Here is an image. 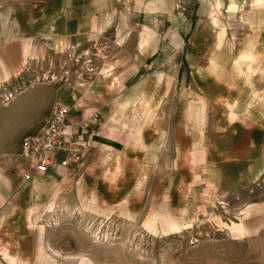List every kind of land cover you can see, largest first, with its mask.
<instances>
[{
	"label": "crops",
	"instance_id": "1",
	"mask_svg": "<svg viewBox=\"0 0 264 264\" xmlns=\"http://www.w3.org/2000/svg\"><path fill=\"white\" fill-rule=\"evenodd\" d=\"M157 1L0 0V96L1 92L15 93L20 84L27 86L30 80L26 74L33 69L34 62L40 60L44 63L61 56L64 61L60 66H63L65 54L92 51L93 48L98 50V46L101 50L112 48L117 54L136 52L141 55L139 51L144 49L155 51V46H150L151 43L142 38L139 41V37L146 22L153 30L155 16L162 10L152 7L153 10H148L147 7L159 5ZM220 1L224 0H217L218 5L222 3ZM234 1L247 5L251 0ZM254 1V5L259 4ZM210 18L213 20L218 16ZM213 30L218 49L212 47L211 53L216 51L220 55L224 40L219 38L225 39L226 31L216 27ZM179 34L180 30H176L177 37ZM130 38L135 39L131 44L128 42ZM132 60L137 64L135 72H129L135 68L134 63L123 79L110 82V73L101 78L97 75L88 90L82 89L83 83L74 86L77 95L74 98L67 90L59 93L49 82L30 81L34 90H38V85L51 90L43 98L45 104L39 121L45 114L47 116L56 101L71 106L68 132L76 139L84 140L93 150L91 159L95 160L96 169L103 154H107L106 164H113L115 169L113 174L105 173L104 165L94 173L66 174V169H61L58 173L31 174L29 178L0 171V264H18V261L29 264L35 254H39L37 245L42 242L39 225L34 224L38 223L34 214L41 211L35 207L37 193L50 195L45 204L49 210L44 214L119 213V208L125 205L117 206L115 202H123L129 197L130 182L157 181L161 189L153 194L160 198L158 212L188 213L196 211L197 207H208L209 201L218 202L241 191L252 176L256 177V150L262 131L258 122L264 110V97L261 102L259 98L255 99L251 105L246 104L247 101L241 110V105L236 106V102L231 101L228 103L232 109L230 113L225 104L226 92L222 89L210 93L209 85L207 94L201 95L194 86L193 74L192 83L186 85L185 77L184 86L177 93L171 87L166 89L165 78L161 80L160 74L155 78L161 83L156 85L149 80L153 72L145 75L144 61L135 57L128 65ZM94 62L96 68L106 65ZM177 67V74L182 73V62H178ZM50 72L49 68L47 73ZM185 76H188L187 72ZM145 80L153 90L148 97L138 91ZM28 89L25 87L19 91L7 110L13 111V116L29 98ZM182 89L190 91V95L182 94ZM227 95L232 94L228 92ZM27 125L22 127L23 131ZM20 161L21 171L28 170V164ZM131 173L136 176H130ZM55 192L61 193L58 206L53 204L49 208L48 204L55 203L52 200ZM180 200L185 206L179 210ZM125 211L123 208L122 212ZM172 221L165 220V223L170 227ZM58 225L60 222L52 217L44 220L43 239L46 236L50 239L51 231Z\"/></svg>",
	"mask_w": 264,
	"mask_h": 264
},
{
	"label": "rangeland",
	"instance_id": "2",
	"mask_svg": "<svg viewBox=\"0 0 264 264\" xmlns=\"http://www.w3.org/2000/svg\"><path fill=\"white\" fill-rule=\"evenodd\" d=\"M257 1V5L253 4L254 0L245 5L246 11L254 13L255 20L259 22L248 27L240 21V12L230 8L231 0L220 1L222 3L219 5L217 0H159V5L147 7L148 10H162L155 16L152 27L154 32L149 22H146L139 37V41L142 38L148 40L150 46H155V51L144 49L139 51L141 55L136 52L117 54L112 48L101 50L98 46V50H88L85 56L82 52L65 54L67 64L64 63L63 66H60L64 61L61 56L44 63L42 60L34 62L33 69L30 68L26 75L30 81L49 82L59 93L67 90L74 98L77 95L73 87L83 83L82 89L88 90L93 77L97 75L101 78L110 73V82H113L112 79H123L128 68L135 63L132 60L128 65L129 61L136 57L138 61L145 62V75L153 72L149 75V80L157 85L161 83L155 78L157 74H160L161 80L165 78L166 89L171 87L179 93L184 86L183 79L186 77V85H190L193 74L194 86L201 95L207 94L209 85L210 93H217L222 89L226 92L225 104L232 113L231 106H228L231 101H235L236 106L241 105V110L246 104L251 105L255 99L259 98L261 102L264 97V0ZM210 16H218L226 30V43L221 48L220 55L216 52L215 26ZM176 30H180V38L177 37ZM133 40L135 39L130 38L128 42L131 44ZM176 44L179 46L176 47ZM212 47L216 50L214 53H211ZM148 55L151 57L146 58ZM94 61L100 62L99 65H106L96 68L97 65L93 66ZM178 62H182L183 67L180 74H177ZM154 66H159V69H154ZM49 68L51 72L47 73ZM136 68L135 63V68L129 72H135ZM185 72L188 76H185ZM30 81L27 86H17L15 93H12L14 98L9 100L4 96L8 93L1 92L0 171L3 173L21 172L23 166L20 160L24 159L19 155L20 141L24 135L35 132L46 115L39 121L45 104L43 98L51 91L50 87L38 85V90H34ZM147 83L145 80L138 91L148 97L153 90ZM25 87H29L26 91L29 98L13 116V111L7 110L11 108L17 93ZM228 92L232 95H227ZM181 93L190 95L191 92L182 89ZM228 97L232 99L229 100ZM26 124L29 125L23 131L22 127ZM258 124L262 131L256 150V177L251 175L249 184H245L241 191L227 195L218 202L209 201L208 207H197L198 211L159 213L160 198L155 194L161 188L157 181L130 182L132 186L127 192L129 197H125L123 202H115L117 206L121 203L125 205L119 208V213L107 212L105 209L106 213L44 214L45 210H49L45 204L50 195L47 192L44 195L42 192L37 193L35 207L41 211L34 214L37 220H33L38 221L34 223L35 226L42 228V232L38 230L42 244L37 245L39 254L34 256L40 259L34 258L29 264H264V110ZM91 156H94L93 150L89 148L82 161L66 169L65 173H94L104 165L105 173L113 174L114 165L106 164L107 154L99 157L97 169ZM59 170L49 172L58 173ZM55 193L52 199L55 203H50L52 206H58L61 194ZM181 200L177 206L179 210L185 206ZM123 208L126 213L122 212ZM50 217L61 225L51 231L50 239L47 236L43 239V223ZM165 220H173L176 226L173 221L170 227L167 226ZM241 233L243 235H237ZM18 264L26 263L18 261Z\"/></svg>",
	"mask_w": 264,
	"mask_h": 264
},
{
	"label": "built area",
	"instance_id": "3",
	"mask_svg": "<svg viewBox=\"0 0 264 264\" xmlns=\"http://www.w3.org/2000/svg\"><path fill=\"white\" fill-rule=\"evenodd\" d=\"M87 53L88 51L84 50L81 54L85 56ZM87 62L91 61L87 60ZM5 97L9 100L13 98V94L8 93ZM70 111L69 105L54 102L39 128L22 137L19 155L28 164V170L19 174L29 178L31 174L68 169L82 161L89 148L84 140L76 139L71 132H68ZM84 126L86 124H83Z\"/></svg>",
	"mask_w": 264,
	"mask_h": 264
},
{
	"label": "bare ground",
	"instance_id": "4",
	"mask_svg": "<svg viewBox=\"0 0 264 264\" xmlns=\"http://www.w3.org/2000/svg\"><path fill=\"white\" fill-rule=\"evenodd\" d=\"M230 8L235 9V10L240 12V21L242 22V24H245L248 27H252V26L257 25L259 23L258 21L255 20L254 13H251L250 10H249V12L246 11L245 4H237L234 0H232V3L230 4ZM255 22H257V23H255ZM212 23L214 24L216 29H220V30H222V32L226 31L224 28V25L222 24V21L219 20V17L217 19H213ZM236 23L237 22H235L234 24L236 25ZM219 39L224 40V43H222V44L226 43V41L223 37H220ZM220 42H223V41H220ZM219 44H221V43H219ZM48 207L52 208V205L49 204ZM38 230H39V232H42L41 226L38 227Z\"/></svg>",
	"mask_w": 264,
	"mask_h": 264
}]
</instances>
